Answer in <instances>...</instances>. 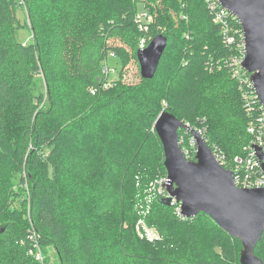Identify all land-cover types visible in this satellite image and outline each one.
I'll return each mask as SVG.
<instances>
[{"label": "trees", "instance_id": "trees-1", "mask_svg": "<svg viewBox=\"0 0 264 264\" xmlns=\"http://www.w3.org/2000/svg\"><path fill=\"white\" fill-rule=\"evenodd\" d=\"M241 27L215 21L207 0H0V264H45L47 247L59 264H241L240 239L164 202L154 127L166 110L225 166L246 153L261 104L235 62ZM160 33L153 78L108 80L110 55L139 66ZM179 135L193 151L191 130ZM255 254L264 261V232Z\"/></svg>", "mask_w": 264, "mask_h": 264}, {"label": "water", "instance_id": "water-1", "mask_svg": "<svg viewBox=\"0 0 264 264\" xmlns=\"http://www.w3.org/2000/svg\"><path fill=\"white\" fill-rule=\"evenodd\" d=\"M238 17L246 56L243 68L251 74L254 90L264 106V0H218ZM168 45L160 33L148 45L139 48L137 59L142 78H153ZM164 149V165L171 205L181 203V214L194 217L208 214L223 230L242 242L241 264H264L255 256V247L264 232V188H241L233 171L221 165L205 137L169 111H162L154 124ZM191 130L196 142L195 159H187L180 143V129ZM264 172V151L257 148Z\"/></svg>", "mask_w": 264, "mask_h": 264}, {"label": "built area", "instance_id": "built-area-1", "mask_svg": "<svg viewBox=\"0 0 264 264\" xmlns=\"http://www.w3.org/2000/svg\"><path fill=\"white\" fill-rule=\"evenodd\" d=\"M207 2H208L210 9L214 13L215 21L226 24L227 23V17L229 15H232L238 19L237 16L230 13L229 10H227L224 6H222L218 0H207ZM245 56H246V53H245V47H244V33H243V29H242L241 54L238 55L235 59V62L239 66H241L242 68H243L242 62H243ZM104 70L108 73V71H113L114 69H112L109 64H106L104 67ZM250 82L252 85V89H253L255 98L259 100L258 95L254 90V86H253V82L251 81V77H250ZM259 109L260 110L257 112L258 115H257L256 122L251 123L248 127L249 132L253 135L252 142L249 146L245 147L246 153L238 154L234 157L233 164L231 166H229V167L225 166L226 160L224 159V157L222 155H220L219 153H217L216 149L213 148L208 143L210 145V147L214 150L215 155H216L219 163L221 165H223L225 168L233 171L235 183L237 186H239L241 188H264V172H263L262 165H261L262 162L257 157V148L258 147L263 149V151H264V106L261 104V107ZM180 143L181 144L183 143V139L181 138V136H180ZM191 145L194 148L193 151H191L190 149H183V152H184L185 157L187 159H195L196 142H195L194 136H193V139L191 140ZM192 153H193V156H192ZM167 181H168L167 175L158 180V184H160L159 191L162 194H164L163 195L164 198L169 196V194L165 188V184ZM171 204L175 205L176 211L180 215H182L181 214V210H182L181 209V203L177 202V200L175 198H173ZM140 224H141V227L144 226L143 222L140 221L139 225L137 227L138 232H140L139 231L141 228V227H139ZM144 228L146 230V234H147L148 239L152 240L154 236L152 235L151 231H149V229L146 228L145 226H144Z\"/></svg>", "mask_w": 264, "mask_h": 264}, {"label": "rangeland", "instance_id": "rangeland-1", "mask_svg": "<svg viewBox=\"0 0 264 264\" xmlns=\"http://www.w3.org/2000/svg\"><path fill=\"white\" fill-rule=\"evenodd\" d=\"M150 14H149V11H146L144 13V15H146L149 19H151ZM19 38L22 41L23 40L29 41L32 39V36L30 34V30L28 29V27L25 26L21 29L20 34H19ZM115 58L116 57L110 55L108 57V60H107L108 64L111 65V67L115 68L113 73H111L108 76V80L109 81H117V80L122 79V82H124L126 84H129V83L136 81L138 79V76L140 75V67L135 62H130L122 70L120 67V64H118L116 62ZM181 138L183 139V142L186 145V139L184 138V136L183 137L181 136ZM140 190H142V189L140 188ZM140 190H138V188H137L136 191L139 192ZM145 192L148 193V196L152 195L153 192L155 193V191H153L152 183H150V185H147L145 187ZM155 197H156V195H155ZM111 218H113V216H111ZM111 223H113V222H111ZM149 231H151L152 235L155 236L154 230L149 229ZM240 256H241V254H240ZM255 256L258 257L259 259H261L258 255L255 254ZM39 257L41 259H43L44 261H46L45 264H59L57 253L53 247H47L44 250L40 251ZM261 260L263 261V259H261ZM263 263H264V261H263Z\"/></svg>", "mask_w": 264, "mask_h": 264}]
</instances>
